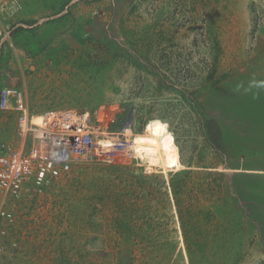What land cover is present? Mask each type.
<instances>
[{
    "label": "rangeland",
    "instance_id": "rangeland-1",
    "mask_svg": "<svg viewBox=\"0 0 264 264\" xmlns=\"http://www.w3.org/2000/svg\"><path fill=\"white\" fill-rule=\"evenodd\" d=\"M50 1L26 19L0 0V88L37 69L30 112L124 148L24 197L0 264H264V0ZM154 119L161 163L131 144ZM15 126L0 110V143Z\"/></svg>",
    "mask_w": 264,
    "mask_h": 264
},
{
    "label": "built area",
    "instance_id": "built-area-1",
    "mask_svg": "<svg viewBox=\"0 0 264 264\" xmlns=\"http://www.w3.org/2000/svg\"><path fill=\"white\" fill-rule=\"evenodd\" d=\"M0 110L16 114L17 142L0 143V251H15L7 241L15 223V207L24 198L41 192L57 193L58 181L75 169L110 161L124 148L105 143L104 136L70 112H30L23 93L7 86L0 88Z\"/></svg>",
    "mask_w": 264,
    "mask_h": 264
},
{
    "label": "bare ground",
    "instance_id": "bare-ground-1",
    "mask_svg": "<svg viewBox=\"0 0 264 264\" xmlns=\"http://www.w3.org/2000/svg\"><path fill=\"white\" fill-rule=\"evenodd\" d=\"M147 133L137 134L131 138L132 148L140 157H144L147 160L161 163L160 156L157 153V142L163 150L168 149L169 135L167 125L158 119L149 121L147 125ZM162 142V144H160ZM105 143L110 146H122L121 142L109 140Z\"/></svg>",
    "mask_w": 264,
    "mask_h": 264
},
{
    "label": "crops",
    "instance_id": "crops-1",
    "mask_svg": "<svg viewBox=\"0 0 264 264\" xmlns=\"http://www.w3.org/2000/svg\"><path fill=\"white\" fill-rule=\"evenodd\" d=\"M23 9L20 12L21 18H37L41 16H47L52 14L51 12H56V4H52L50 0H22ZM19 80L16 85H11L10 87L16 88L23 93L25 98V94L29 93L32 90L31 85H33L30 75L33 71L37 69H33L32 67L27 68V66H19ZM15 77V75L13 76ZM7 87V86H5ZM26 101V98H25ZM259 175V174H258ZM257 175V176H258ZM259 177V176H258ZM255 224L257 229V239H259V201L256 202V212H255ZM259 241V240H258Z\"/></svg>",
    "mask_w": 264,
    "mask_h": 264
}]
</instances>
